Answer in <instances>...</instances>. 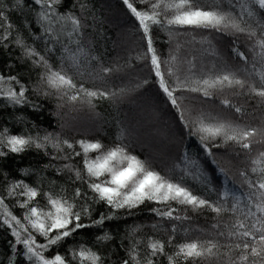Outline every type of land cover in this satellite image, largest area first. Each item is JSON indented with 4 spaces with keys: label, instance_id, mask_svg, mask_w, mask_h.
<instances>
[{
    "label": "trees",
    "instance_id": "trees-1",
    "mask_svg": "<svg viewBox=\"0 0 264 264\" xmlns=\"http://www.w3.org/2000/svg\"><path fill=\"white\" fill-rule=\"evenodd\" d=\"M200 2L231 12L242 26L254 29L257 37L250 39L232 31L153 26V46L164 62L162 71L172 67L186 72L191 61L197 77L232 73L246 81L243 89H212L210 97L178 91L175 95L181 107L177 110L159 87L149 60L143 58L146 40L123 0H59L49 10L34 0H0V10L12 25L8 34L0 28V37H8L0 38V75L15 77L10 86L17 94L24 90L20 103L0 92V132L31 137L35 142L19 153L0 146V151L7 153L0 156V197L5 198L8 210L26 223L23 217L28 209L20 204L28 198L8 195L10 187L22 181L38 191L28 208L47 211L51 209L49 196L62 198L74 205L73 210L80 212V222L88 225L49 247L44 252L46 258L59 254L69 264H81L72 254L86 249L99 255L101 264H124L125 260L135 264V248L141 264L147 259L154 264H169V256L176 259V264H230V258L239 259L241 252L235 245L242 244L244 238L228 233L238 231L232 225L238 219L245 220L243 213L251 207L249 197L257 189L249 187L248 181L255 183L264 176L260 171L264 169V157L260 156L264 152V99L249 91L250 86H264L258 75L264 72V50L256 44L264 29V10L254 0ZM41 11L50 13L51 23L41 18ZM61 16L79 19L81 26L75 29L69 19L60 20ZM115 17L122 20L119 25L114 23ZM172 56L175 61H170ZM106 68L111 71L104 72ZM50 71L67 74L77 88L108 95L94 97L89 104L88 98L79 93V99L72 101L69 97L77 94L75 90L64 95L63 90L57 91L47 83ZM165 79L172 83L167 75ZM224 99L231 106H225ZM236 107L242 111L237 113ZM180 112H184L185 119H181ZM201 117L205 124L227 122L257 129L259 135L252 138L250 150L220 137L202 141L204 133L196 131V121ZM55 141L61 142L59 149L53 146ZM63 141L74 148H68ZM78 141L99 142L104 149L123 147L151 169L187 187L193 195L228 211L217 214L206 206L194 208L176 202L166 206L154 201L133 208H112L91 190L92 181L85 171ZM75 152L82 154L76 156ZM96 155V151L89 152L93 159ZM253 167L257 168L256 173L251 171ZM77 189L80 196L75 195ZM169 206L176 209V219L156 211H166ZM233 207L235 213L231 211ZM101 217L109 218L93 223ZM30 230L38 243L47 242ZM210 240L220 246L214 249L215 256L188 261L175 256L181 244ZM155 241L164 245V254L150 255L148 245ZM248 252L247 264H264L261 257L250 255L251 249ZM0 264H34L23 244H17L11 229L2 223V216Z\"/></svg>",
    "mask_w": 264,
    "mask_h": 264
},
{
    "label": "snow or ice",
    "instance_id": "snow-or-ice-1",
    "mask_svg": "<svg viewBox=\"0 0 264 264\" xmlns=\"http://www.w3.org/2000/svg\"><path fill=\"white\" fill-rule=\"evenodd\" d=\"M35 4L40 5L42 9H52L53 6L59 3V0H34ZM126 8L130 14L137 20L138 25L146 40L147 50L144 53V59L149 60L150 66L154 75L158 78V85L162 91L169 98L173 107L180 109L181 105L178 103L176 92H193L201 93L204 97H210L212 89L219 88L223 90L224 87H239L245 88L246 81L237 78L232 73L214 74L206 78L197 77L196 73L192 71L195 67L188 62V68L185 72L183 69L174 70L169 67L166 72L162 71V62L158 56L156 49L153 46V38L151 35L152 27L157 28L168 26H178L183 28H190L192 30H209L218 32L232 31L234 33H244L250 39L257 37V32L251 27H244L241 22L231 12L223 11L219 5L203 6L200 0H123ZM254 3L259 6V9L264 10V0H254ZM147 5V8H138L136 5ZM54 14V13H52ZM251 16L252 13L248 12ZM40 16L43 20L51 23V15L47 11H41ZM60 20L69 19L75 29H79L81 22L74 17H59ZM12 25L7 23V16L0 10V28L4 30L5 34L9 33ZM7 39V35L0 37ZM256 44L264 50V29L262 34L256 39ZM30 55H38L30 52ZM243 59H247L243 53L239 54ZM43 60V57H40ZM176 57H170V61H175ZM104 72H109L111 69H104ZM165 75L171 78L172 83L165 79ZM261 84L264 85V72L258 74ZM15 81V77L5 78L0 75V92L7 98L16 103L21 102L24 96V90L21 89L17 94L16 91L10 86ZM47 83L57 91H62L64 95H68V90H75L77 94L71 95L70 100L76 101L79 99V93H83L88 99L87 102L91 104L94 97H106L108 94L103 92L89 91L82 86L77 88L72 78L67 74H62L59 71H50L47 77ZM5 85H9L5 87ZM249 91L254 93L257 97L264 99V86L257 88L250 86ZM222 103L225 106H231L228 99H224ZM237 113L241 112L240 107H236ZM181 119H185L184 112H180ZM203 117L199 118L196 123L199 127L196 128L197 132L204 133L200 139L202 141L217 137L222 138L224 142H234L243 149L250 150L252 147L254 137L259 135L257 129H249L233 125L227 122H217L216 124H205ZM49 140V137H45ZM35 142L31 137H23L19 135H6L0 132V146L8 148L13 153L24 151ZM68 148H74V145L63 141ZM82 150L84 160V168L92 181L90 183L91 190L97 194L99 200L105 201L107 205L115 209L133 208L145 201H154L159 204L170 205V202H176L183 205H190L194 208L209 207L214 212L220 214L222 211H228L221 206H216L208 201L199 198L185 186L180 183H175L159 172L153 170L137 156L130 155L123 147H115L112 149H104V146L99 142H86L78 141ZM61 142L55 141L53 146L60 148ZM36 147H43L42 144H35ZM205 147H207L205 145ZM90 151H96L97 155L93 159L89 156ZM81 152H75L76 156H80ZM6 152L0 151V156L6 155ZM210 154V150H209ZM264 157V152L260 153ZM253 163H257L253 160ZM256 173L257 168L251 169ZM264 172V169H260ZM77 177L80 178L79 170H76ZM104 178V179H101ZM251 188L257 189L249 197L251 207L248 208L246 213H243L245 220H237L233 228L238 229L236 232H229V236H239L244 238V242L237 243L235 248L241 252L238 260H231L230 264H247L249 261V252L252 257H261L264 259V176H262L255 183L251 180L248 181ZM22 190V191H17ZM9 196L22 195L28 199L25 203L20 204V207L27 208L28 211L23 217L26 223H22L11 211L8 210V205L5 204V198L0 197V216H2V223L11 229L12 234L16 237L17 244H23L26 249V255L34 264H69V262L61 255L57 254L52 258H46L44 252L59 243L62 239L69 237L72 233L79 229L88 227L81 223L80 212L74 211V205L65 199H57L48 197V203L51 206L50 210H38L33 206L28 208V204L38 195L35 188L24 185L23 182H18L10 187L8 191ZM76 196H80L79 189L76 190ZM227 195V193H225ZM253 197L255 200L253 201ZM86 211V210H85ZM159 215L168 217L169 219H176L174 212L176 209L170 206L166 211L156 210ZM233 213L236 208L231 209ZM109 217H101L93 223H103ZM251 221V223H246ZM13 222L15 226L13 225ZM259 225V227H258ZM71 226V227H70ZM35 230L40 236L46 239V243H38L35 235L30 230ZM243 229V231H239ZM21 232L26 235L22 236ZM55 232V235H50ZM223 235V233H221ZM251 241V243H249ZM259 245V247H257ZM150 255L164 254V245L158 241L150 243ZM220 247L216 242L207 241H192L178 246V251L175 253L176 257H182L185 261L197 260L209 256H215L217 253L214 249ZM134 255L132 260L135 264H141L135 248L132 249ZM74 259H79L81 264H101V258L95 252L82 249L78 253H73ZM169 264H176V259L172 256L168 257ZM124 264H129L128 260ZM145 264H154L152 259H147ZM252 264H257L253 261Z\"/></svg>",
    "mask_w": 264,
    "mask_h": 264
},
{
    "label": "rangeland",
    "instance_id": "rangeland-1",
    "mask_svg": "<svg viewBox=\"0 0 264 264\" xmlns=\"http://www.w3.org/2000/svg\"><path fill=\"white\" fill-rule=\"evenodd\" d=\"M116 19H115V21H114V23L116 24V25H119L120 24V22L122 21H120V19H118L117 17H115Z\"/></svg>",
    "mask_w": 264,
    "mask_h": 264
}]
</instances>
